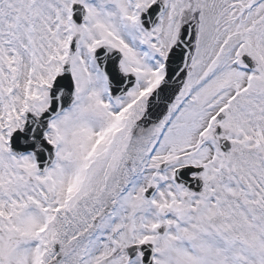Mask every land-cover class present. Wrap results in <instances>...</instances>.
Listing matches in <instances>:
<instances>
[{
	"label": "snow or ice",
	"instance_id": "snow-or-ice-1",
	"mask_svg": "<svg viewBox=\"0 0 264 264\" xmlns=\"http://www.w3.org/2000/svg\"><path fill=\"white\" fill-rule=\"evenodd\" d=\"M0 264H264V0H0Z\"/></svg>",
	"mask_w": 264,
	"mask_h": 264
}]
</instances>
